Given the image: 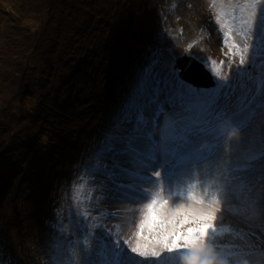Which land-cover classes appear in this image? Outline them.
<instances>
[{"label": "rangeland", "instance_id": "obj_1", "mask_svg": "<svg viewBox=\"0 0 264 264\" xmlns=\"http://www.w3.org/2000/svg\"><path fill=\"white\" fill-rule=\"evenodd\" d=\"M116 1L102 0L103 4L98 10L102 11L109 2L114 20L121 22L119 25L128 29L130 34L143 26L144 31H154L155 36L151 37L153 40L148 39L145 45L139 43L140 47L147 48L141 51L137 49L135 56L130 59L122 54L125 57L122 62H129L130 66V62L137 65L136 78L140 79L141 87L136 85L127 100L117 103L119 113L111 110L116 116L114 122H124L114 127L118 134L105 136L103 140L108 146L101 151L96 149L99 135L92 128H98V122L106 109L101 104L93 107L85 105L98 101L96 95L99 97L103 89L98 86L105 77L100 76L96 85L94 80H97L92 78L94 75L85 68L87 63L77 58L70 59L66 53V50L71 49L68 45L75 42L76 34L71 31L70 36L68 32L60 36L61 24L54 17V12L60 14L59 5H51L52 9L46 12L49 16L42 17L43 23L38 26L37 10L42 7L43 0H0V153L4 143L8 142L15 145L16 157L27 156V161L32 158L28 167L32 168L34 157L41 161L43 149L40 144H46L47 138L39 131L41 121L33 118L38 119L35 113L39 107L44 112L52 110L57 99L61 102L80 99L79 105L86 112L83 121L76 126L85 128L84 133L89 137L90 134L94 135L88 146L84 143L80 150L70 152L73 141L66 133L67 138L62 140L61 145L63 152L54 156L58 164L41 170L42 166L36 162L38 164L33 169L38 183L43 184L44 176L49 174L52 176L50 180L60 179L58 183L74 184V177L77 185L89 184L94 188L78 201L68 203L62 210L63 217L58 221L42 224L39 208L43 201L40 194L44 195L46 186L37 191L23 186L19 193L20 206L13 202V198H16L12 196L13 182L10 194L1 187L0 264L8 260V255H12L11 259L15 261L11 264H84L86 260L100 264L105 249L110 253L113 248V226L120 225L122 235L127 236V219H134L129 210L141 207L137 202L141 193L154 189L153 183L143 186L144 172L155 181L153 171H161L164 176L172 178L175 189H182L192 176L198 175L208 181L216 177L222 179L225 165L231 169L246 170L231 173L240 179L232 180L223 213L224 223L240 232L243 238L225 235L218 243L229 253L235 254L234 264H244L245 259L251 264H264V164L260 162L261 154L264 153V44H261L259 37L254 40L249 62L243 68L237 69L235 62L231 68L225 64L224 70L230 74L226 85L214 77V86L196 89L178 77V70L173 67L174 59L184 54L191 55L208 69L209 58L217 62L227 61L228 57L224 53L228 52V48L223 44V35L215 19L220 6L210 8L209 0H118L115 8ZM223 10L228 12L231 9L225 5ZM12 13L30 20L23 18L19 22ZM225 19L229 17H222V21ZM71 22L77 31L87 33L88 23L83 13H74ZM194 41V46L185 51ZM236 42L242 47L239 37ZM110 43L112 47L115 46V41ZM32 45L34 49L27 55L26 49ZM118 46L125 47L119 41L112 53L117 54ZM21 56L24 57L17 65L16 72L5 77L1 72L9 67L10 58ZM232 59L236 61L238 58ZM65 63L67 66L63 65ZM75 66L77 71H74ZM62 69L67 72L62 78H66L65 83L61 80ZM114 72L116 74L109 77L119 76V69ZM111 83L121 87L122 91L133 85L123 79ZM104 88V95L117 89L111 86ZM45 92L47 97L41 95ZM160 94L166 96L167 101H162ZM166 102H170L169 105ZM90 110L93 112L90 113ZM127 113L128 117L132 113V118L127 119L124 115ZM233 129L237 135L229 137L228 133ZM8 131H13L10 140L5 133ZM147 132L148 139L143 137ZM39 134L40 144L34 140L32 146H28L27 143ZM201 137L206 139L205 150L201 152L202 148H197L191 154L200 160L194 164L195 168L186 173L182 171L185 169L184 162L175 160V154L179 153L180 159L191 153L192 150L187 149ZM154 141L157 142L155 145ZM93 152L100 158L95 157ZM151 154H155L157 159L150 166H145L146 157ZM73 155L76 164L71 166L69 161ZM252 157L257 159L250 164ZM0 162L1 184L5 165L1 157ZM241 183L247 185L250 191L241 193ZM17 185L14 183V187ZM27 191L37 192V198ZM194 195L195 199L176 201L181 205L178 209L172 207V202L158 204L155 207L156 215L161 221L173 222L163 223L155 229L145 226L143 236L147 237V241L142 239L141 243L154 242L155 238L166 232L186 231L188 227L195 228L211 222L199 217L213 209L199 202V191H195ZM162 206H166V217L160 209ZM85 209L92 217L97 216L96 211L101 213V229L90 227L99 225V218L90 224L83 223L85 220L80 212ZM232 209H239V214ZM144 211L147 215L148 209ZM174 211L178 212L171 215ZM185 217L190 222L181 227ZM84 225H89L85 232ZM132 230L136 231L135 228ZM85 239L88 240V246H82ZM120 244L123 246L122 240ZM103 248V251H98ZM201 250L198 247L178 264H205L206 260L199 258L203 253Z\"/></svg>", "mask_w": 264, "mask_h": 264}, {"label": "trees", "instance_id": "obj_2", "mask_svg": "<svg viewBox=\"0 0 264 264\" xmlns=\"http://www.w3.org/2000/svg\"><path fill=\"white\" fill-rule=\"evenodd\" d=\"M118 3L119 1L117 0L115 8L118 6ZM53 4L59 5L58 10L62 15L61 16L60 14L54 12L55 19L59 22V24H61L60 30H62V33L60 36H62V34L66 32H68L67 35L70 36L71 31L76 34L75 42L68 45V47H71V49L66 50V53L70 55V59L77 58L81 62L85 61V63H87L85 66L86 70H88L90 74L94 75L92 78H95L97 80H94V83L96 85L100 76H103L107 78L106 80H108L106 81L104 78L98 86L103 87V89L99 93V97L96 95L98 101H95V103L91 102L85 105L93 107L94 105L99 106V104H101V107L106 109L104 115L98 122V124H100L98 125V128H92V130L99 135V143L97 144L96 149L99 148V150L104 151V149L108 146V143H105L106 141L103 140L105 136L107 137V135H116L114 133L118 134V132L115 131L114 127L124 122V120L118 122L113 121L116 116L113 112H111V110H113L112 106H117V103L119 101L123 103L125 100H127L130 92L135 90L136 85L141 87V85H139L140 79L136 78L137 73L134 74L135 67L137 65L133 62H130V66L129 62H122L121 60L125 58L122 56V54H126V56H128L130 59L132 56H135L134 53H137V49L139 51H141L142 48L146 49L147 47H140L139 43L145 45V43L149 39V36H155L154 31H144L143 26H140V28H136V31L133 30V35L130 34L128 29L126 30L124 27L119 25L122 24L121 22L114 20L113 13L110 12L111 7L109 5V2H107L106 8L101 7L103 9L102 11L98 10V8L103 4L102 0H43L42 7L37 10L38 26L43 23L42 17L47 18L49 16V13L46 14V12L49 9H52L50 6ZM85 6L87 7L85 8ZM74 13L84 14L88 23L87 33H80L74 28V25L71 22ZM16 15L18 14L16 13ZM16 15L12 13V16L14 18H17L18 21L24 18V16L17 17ZM26 19L27 17L24 18V20ZM27 20H30V18ZM36 31L37 30H34V32ZM38 33H40V31H38ZM111 41H115L114 47H112L110 43ZM119 41H121L122 45L125 47L123 48L121 46H118L117 54L116 52L112 53L113 48H115L116 50L117 43ZM33 43L35 45V41ZM34 45L28 46L30 48L26 49L28 51L27 55L31 54L34 49ZM22 57L24 56L16 59L10 58L9 67L1 73L6 77V74L16 72L15 70L17 69V65L20 63ZM63 65L67 66L66 63ZM76 69L77 67L75 66L74 71H77ZM115 69L120 70V72L117 73L119 76L109 77V75L116 74L114 72ZM60 71H62V80L67 72L63 69ZM131 72L133 74H131ZM119 79L126 80L133 85H131L129 89L122 91L121 87L115 86L111 83V81H118ZM65 82L66 78L62 80V83ZM106 86H111L117 89H115V91H110L106 95H104L105 93H103V90ZM41 95L47 97V92L42 93ZM79 102L80 99L78 100L77 98H73L71 101L68 100L64 102H61L57 99L52 106V110L44 112V110L39 107V110L36 111L35 116L38 119H33L41 121L39 124V131L47 138V142L46 144H40L39 134L35 136L37 138L27 143L28 146H32L33 141L37 140V144L39 143L40 147H42L43 149V153H41L42 160L38 161L36 157H34L32 160V168L28 167V164L31 162L32 158L27 161V156H23L22 158L15 156L16 149L14 147V144H8V142L4 143L2 152L0 153L1 159L5 162L2 175L3 181L0 184V194L2 193L1 187L4 188L3 191L5 193L10 194L11 183L13 182L12 196H16V198H13V202L17 203V205L20 206L19 193L23 186H27V188L29 189L33 188L36 191L37 189L44 188L46 186L44 195L40 194L42 196L43 204L39 208L40 217H42V224L45 225L51 223V221H53L54 223L63 217V215L61 214L63 212L62 210L64 209V206L67 202L73 200V196L70 192L71 187L68 183H58L60 179L58 181L50 180L52 176L49 174H46L44 176L43 184L38 183L35 179V174H33V171L35 172V170L33 169L38 164L36 162H39L38 165L42 166L41 170L50 165L56 166L58 164V162L55 161L56 158H54V156L55 154L60 155V153L63 152L61 145L62 140L67 138L66 133L69 134L70 139H72L73 141L70 152L80 150L84 143L87 145L89 140L93 138V134H90L89 137L87 133H84L86 131L85 128L79 129L78 126H76L83 121V114L86 112L84 111V109H82L81 105H79ZM55 105H57L56 108H54ZM91 112L93 111L90 110V113ZM107 131H109L110 133ZM5 133L8 137V140H10L13 131H8ZM93 154L98 159L100 158L99 156L95 155L94 152ZM69 162L71 166L72 164H76L74 155L70 157ZM14 183L18 185L14 187ZM27 193L29 195H32L33 198L38 195L35 191H27ZM95 220L96 217L93 218V221ZM83 223L86 224L85 222ZM49 226L51 227V225H48L47 227ZM83 245L85 244L83 243ZM103 250L104 248L98 251L100 252ZM94 252L93 255H95ZM12 257V255H8V260L3 261V263L11 264L15 262L12 261ZM15 258L18 260V257ZM19 262L24 263L27 261ZM33 263L34 262H30L29 264Z\"/></svg>", "mask_w": 264, "mask_h": 264}, {"label": "snow or ice", "instance_id": "obj_3", "mask_svg": "<svg viewBox=\"0 0 264 264\" xmlns=\"http://www.w3.org/2000/svg\"><path fill=\"white\" fill-rule=\"evenodd\" d=\"M230 7V11L225 12L224 6ZM175 7V5H172ZM220 6V10L216 15V23L223 35V44L228 48V52L224 53L228 57L227 61L216 60L209 58L207 66L212 75L219 81L228 82L230 78L229 72L224 70L225 64L231 68L235 62L237 69L243 68L249 62L250 53L254 48V40L259 37L261 44H264V0H209V7L216 8ZM229 17L222 21V17ZM227 29V30H225ZM239 37L242 42H236ZM196 42L190 43L185 51L191 49ZM223 53V48L221 49ZM238 58L234 61L232 58ZM224 86V85H222ZM239 127V125H237ZM237 132L233 129L228 133L229 137H235ZM155 154L146 157L147 163L145 166H150L156 161ZM257 158L252 157L250 164ZM260 162L264 164V153L261 154ZM245 169H231L227 165L224 166L222 179L216 177L211 181L203 180L198 175L189 178L182 189H175L172 185V178L166 177L161 171H153L152 175L156 178L152 183L154 189L150 192L141 193L140 200L137 201L141 207L135 210H129L133 213L134 219L129 222L127 236L122 235L120 225L113 226L115 231L111 233L115 237L113 248L109 253L107 249L102 253L100 264H178L179 261L189 257L198 247L203 249L200 259L208 260V253H212V258L217 264H234L235 254L229 253L226 248L222 247L218 241L225 235L243 238L240 232H237L231 225L224 223L223 213L228 199V193L231 190L232 180H238L240 177L233 176V172H243ZM264 172V168H262ZM167 185V187H166ZM77 194L83 188V185H77ZM199 191V202L206 204L210 209L209 213L199 217L201 220L211 221L202 223L199 227H188L186 231L173 230L166 232L157 238L154 242L148 241L141 243L147 237L143 236L145 226L149 229H155L162 226L163 223H172L173 221H161L155 213V207L160 204H169L172 202V207L178 209L181 207L178 200L195 199L194 192ZM241 193L250 191L247 185L241 183L239 185ZM79 198V196L77 197ZM145 209H148L145 215ZM236 214H239V209H232ZM254 212L255 209L253 208ZM84 220L87 221L90 212L85 209L80 212ZM143 217V219H141ZM190 221L185 217L181 221V227ZM98 225H90L97 227ZM135 228L136 231L132 229ZM135 237V240H133ZM123 241L121 246L120 241ZM85 245L88 240L83 241ZM84 264H92L91 261H85ZM244 264H251L245 259Z\"/></svg>", "mask_w": 264, "mask_h": 264}, {"label": "water", "instance_id": "obj_4", "mask_svg": "<svg viewBox=\"0 0 264 264\" xmlns=\"http://www.w3.org/2000/svg\"><path fill=\"white\" fill-rule=\"evenodd\" d=\"M174 68L178 69L179 77L197 88L214 86V80L204 65L194 57L183 55L174 60Z\"/></svg>", "mask_w": 264, "mask_h": 264}, {"label": "bare ground", "instance_id": "obj_5", "mask_svg": "<svg viewBox=\"0 0 264 264\" xmlns=\"http://www.w3.org/2000/svg\"><path fill=\"white\" fill-rule=\"evenodd\" d=\"M149 39L150 40H153L152 38H151V36H149ZM148 42V41H147ZM153 66V65H152ZM135 71H136V73H138V71L135 69ZM157 93H159V92H157ZM161 95V94H160ZM162 96V95H161ZM216 97V96H215ZM166 96L164 97V96H162V98H161V100L162 101H164V99H165V101H167L166 100ZM216 99L218 100V97H216ZM170 100H172L171 98H170ZM213 100H214V98H213ZM169 103L170 102H166V104L167 105H169ZM165 105V104H164ZM176 106V105H175ZM177 107V106H176ZM112 108H113V110H115L117 113H119V111H118V108L116 107V106H112ZM129 113H127V114H124L125 115V117L127 118V119H130V118H132V113H130V115H129V117L127 116ZM124 117V116H123ZM145 136V138H147L148 139V136H149V133L147 132V135L145 134V135H143V137ZM206 139L204 138V137H201L200 139H197V142H193L190 146H189V148L187 149V150H192V152L191 153H188L187 155H185L183 158H180V159H178V155H179V153L178 154H175L176 156L174 157V159L175 160H181V161H183L184 162V164H185V166H183V167H185V169L184 170H182V171H186V173H189L190 172V170H192L193 168H195L196 166L194 165L195 163H197V162H199V158L197 157V158H193L192 156H191V154H194V152H195V150L197 149V148H202L201 149V152L202 151H204L205 150V146H204V144H205V141ZM157 142L156 141H154V145L156 144ZM110 145V144H109ZM185 147V146H184ZM184 147H183V149H184ZM217 146H215V148H216ZM220 148H222V145H220ZM195 155H198V154H195ZM173 159V158H172ZM185 160H187V163L185 162ZM158 165V167H160L159 166V164H157ZM177 167H182V166H176V168ZM181 171V172H182ZM144 176L142 177V178H144V180H143V186H146V184H150L151 185V183H152V181H153V177H151L147 172L145 173L144 172ZM153 176V175H152ZM187 206V205H186ZM166 206H162L160 209L163 211V214H164V217H166L167 215V211H166V208H165ZM184 207V206H183ZM138 208H140V207H138ZM138 208H133L132 210H135V209H138ZM178 211H174V212H172L171 213V215H174V214H176ZM134 217V216H133ZM129 222H130V220L129 219H127V223L129 224ZM162 235V234H161ZM78 237H79V235H77ZM80 244H82L81 242H80ZM82 246H83V244H82Z\"/></svg>", "mask_w": 264, "mask_h": 264}, {"label": "clouds", "instance_id": "obj_6", "mask_svg": "<svg viewBox=\"0 0 264 264\" xmlns=\"http://www.w3.org/2000/svg\"><path fill=\"white\" fill-rule=\"evenodd\" d=\"M184 55H187V54H184ZM183 56V55H182ZM188 56H191V55H188ZM177 57H180V56H177ZM191 57H193V56H191ZM195 58V57H194ZM197 59V58H196ZM175 60V59H174ZM198 60V59H197ZM200 61V60H199ZM201 62V61H200ZM203 65H204V67H205V69H207L209 72H210V70L205 66V64L203 63V62H201ZM174 65V64H173ZM174 67V66H173ZM178 70V69H177ZM210 74L212 75V73L210 72ZM178 77H179V75H178ZM180 78V77H179ZM212 78H213V80H214V85H215V78H214V76L212 75ZM181 79V78H180ZM182 80V79H181ZM185 82V81H184ZM187 83V82H186ZM188 85H189V83H188ZM192 85V84H191ZM193 86V85H192ZM193 87H195V86H193ZM196 89H206V88H197L196 87ZM128 106L129 107H131L129 104H128ZM117 126V125H116ZM123 139V138H122ZM72 181H73V183L74 184H70L69 182H67L69 185H70V192H71V194H72V196H73V200L72 201H69V202H67L66 204H65V206H64V209L66 208V206L67 205H69L68 203H74V202H76V201H78L79 199H81L84 195H86L87 193H89L91 190H94V188L93 187H90L89 186V184H84L83 185V188L79 191V194H77V188H76V186H77V184L75 183L76 181H77V179H75L74 177H72ZM173 187H174V185H173ZM101 195V194H100ZM79 196V198H77ZM102 196V195H101ZM93 205V204H92ZM140 207V206H139ZM96 211V210H95ZM97 212V216H96V220L99 218V220H100V224L96 227V229H101V225H102V220H101V213H99L98 211H96ZM93 218L94 217H92L91 215L89 216V219L87 220V221H84L86 224H90V223H92L93 222ZM89 225H84L83 226V228H84V232H85V229L88 227ZM105 232V231H104ZM105 233H108V232H105ZM93 239H95L94 238V236H93ZM201 252H203V250H201ZM208 257H209V259L208 260H206L205 261V264H216V261L212 258V253L211 252H209L208 253Z\"/></svg>", "mask_w": 264, "mask_h": 264}]
</instances>
